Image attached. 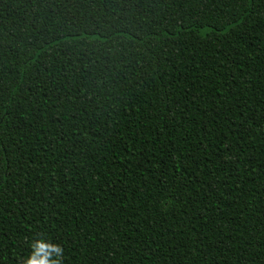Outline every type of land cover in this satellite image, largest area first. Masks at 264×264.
I'll return each instance as SVG.
<instances>
[{"label": "trees", "instance_id": "1", "mask_svg": "<svg viewBox=\"0 0 264 264\" xmlns=\"http://www.w3.org/2000/svg\"><path fill=\"white\" fill-rule=\"evenodd\" d=\"M264 264V0H0V264Z\"/></svg>", "mask_w": 264, "mask_h": 264}, {"label": "clouds", "instance_id": "2", "mask_svg": "<svg viewBox=\"0 0 264 264\" xmlns=\"http://www.w3.org/2000/svg\"><path fill=\"white\" fill-rule=\"evenodd\" d=\"M64 249L44 238L30 242V254L21 264H63Z\"/></svg>", "mask_w": 264, "mask_h": 264}]
</instances>
